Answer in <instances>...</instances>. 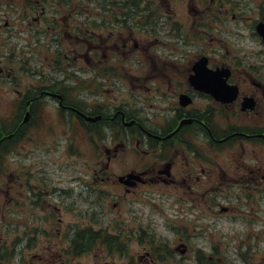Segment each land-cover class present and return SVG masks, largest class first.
<instances>
[{
	"label": "flooded vegetation",
	"instance_id": "obj_1",
	"mask_svg": "<svg viewBox=\"0 0 264 264\" xmlns=\"http://www.w3.org/2000/svg\"><path fill=\"white\" fill-rule=\"evenodd\" d=\"M234 1L240 2L0 0V180H3L0 181V194L9 196L7 202L10 203L14 194L21 193L20 189H25L28 183L21 163L26 153L33 152L26 148L28 131L33 130L34 135L44 137L42 144L49 142L48 146H56L57 135L53 130L58 127L79 128L87 135L90 130H98L101 139L100 131H111V140L108 145H103L104 154L97 162L98 170L92 174L100 189L103 185L115 186L116 192L111 195L124 205L139 190L161 185L178 190L192 205L205 199L207 194L227 193L239 197L264 193V75H234L231 68L228 81L238 86V95L230 102H220L191 83V65L198 54L181 68L174 59L162 58L153 52L156 45L153 41L162 39L155 35L156 28L167 25V31H177V43L180 44L186 39L182 37V28L185 33H191L204 14H229L227 3ZM177 4H184L188 11L184 27V17L175 20L176 14H164ZM11 7L16 14H10ZM230 7L235 18L237 12L232 5ZM150 8L157 9L158 14ZM17 32L21 33L18 39L22 43L19 44H15L14 39ZM25 50L36 54L39 63L30 64ZM43 51L49 54L40 56ZM157 56L161 65L178 73L153 74L151 70L157 68ZM75 59L87 67H101L103 75L112 69L118 80L127 77L136 82L142 75H127L130 71L122 69L125 67L123 62L130 69L149 62L150 71L145 79L154 85L152 88L137 87L144 88L146 96L135 94L115 100L109 107L96 105V108L84 100L86 94L82 95V90L74 91L78 84L88 82L73 76ZM117 70L122 73L120 76ZM27 72L36 74L33 81H26ZM85 91H88L87 87ZM102 91L99 87L94 88L95 93ZM244 97H252V109H241ZM50 101L54 104L52 123H42L45 104ZM144 109L150 110L146 117H143ZM26 111H29L28 120H25ZM80 112L99 114L100 118L87 120ZM116 128L124 131L125 139L116 140L112 135ZM133 141L134 145L131 144ZM221 145L232 147L223 162H219L217 156ZM127 146L131 154L144 153L142 160L134 162L136 156H133L128 165L116 171L119 161L127 158L124 156ZM129 172H135L136 176L119 179ZM55 184L50 178L43 177L31 188V200L58 209ZM211 200L214 198L210 197L206 202ZM214 204L219 206L218 212L234 209L231 203L221 205L216 200ZM130 237L112 234L110 239L130 243ZM75 238L73 233L65 235V251H57V245L49 238L40 241L38 251H22L20 259H32L29 264H89L85 263V258L94 252L96 261L91 264H135L130 251L120 252L113 247L106 251L105 245L100 244L97 251L85 250L89 247L88 235L80 237L81 250H75ZM96 238L103 239L104 236ZM127 248L128 244H125L124 250ZM134 252L136 258L147 259L143 264H158L152 251L144 248L142 253L140 249ZM117 253L122 255L123 262L113 260ZM106 256L110 261H101ZM0 264H9L8 257L3 255Z\"/></svg>",
	"mask_w": 264,
	"mask_h": 264
},
{
	"label": "rangeland",
	"instance_id": "obj_2",
	"mask_svg": "<svg viewBox=\"0 0 264 264\" xmlns=\"http://www.w3.org/2000/svg\"><path fill=\"white\" fill-rule=\"evenodd\" d=\"M232 6L237 12V18H233L230 11L229 14L219 13L216 21H209L207 26L194 30L195 33L187 31L186 34L182 28V37H189L186 45L177 43V31L176 33L167 31L169 26L156 28L155 35L165 38L159 42L153 41L156 42L154 44H161V47H154V54L174 59L182 68L192 55L206 53L213 63L233 64L235 75L243 74L245 71L264 75V45L253 28V21L264 17V0H241L237 6ZM11 9V12H15L13 7ZM170 12L176 14L175 20L179 16L185 18L188 14L184 4H179ZM185 20L186 18H182L183 27ZM18 35L21 33L17 32L14 35L15 44L22 43ZM180 48H183L180 55H172V50ZM48 54L49 52L43 51L40 56ZM26 55L30 58V64L39 63L38 56L33 52ZM76 55L80 56V53ZM159 60L160 57H155L157 68L151 70L153 74L178 73L167 65H161ZM123 63L125 67L122 69L130 71L126 73L127 75H142L140 81L136 82L127 77L118 80V77L113 76L112 69H108L103 75L101 67H87V64L75 59L72 68L79 71L72 69L73 76L88 82L85 84L87 86L78 84L74 91L82 90V95L86 94L84 100L96 108L109 107L113 101L123 100L124 97H132L135 94L142 96L143 93L146 96V90L137 87L140 85L152 88L154 85L149 79H145L150 71L149 62H143L131 69L127 63ZM38 68L40 69V66ZM117 72L118 76L122 74L119 70ZM67 73H70V70ZM35 75L26 73V81H33ZM85 87L88 91H85ZM95 87L103 91L95 93ZM108 90L110 93H107ZM147 111L150 112L144 109L143 117L147 116ZM43 113L45 115L41 122L52 123L54 116L52 101L45 104ZM53 133L57 135V144L48 146L49 142L42 144L45 141L44 137L36 136L33 130H29L25 143L27 150L33 152L26 153L21 163L28 182L24 186L27 191L28 187L34 188V184H39L43 177L55 181L56 188L69 189L60 192L63 199L60 216L62 221L57 219L59 216L55 215L53 209L31 203L24 188L20 189L21 193L14 194V200L10 203L6 202L5 195L0 194V251L4 250L6 257L9 256V264H29L32 259H20V252H36L39 250L40 241L45 242L48 238L53 245H57V251H65V233L72 234L74 228L81 226L87 228L88 225L94 229L109 226L111 232H115L114 226H125L122 233L131 236L126 251H130L135 264L147 261L146 258H136L134 252L140 249L142 253L144 241L140 242V236L141 239L145 238L143 231L154 235L155 242L152 243L153 248L150 247V250L153 251L156 247L162 249H157L158 264H200L198 256H201L199 257L202 260L201 264H264V193L243 194L239 197L227 193L215 194V200L222 204L231 203L234 208L228 213H217V206L212 202H206L209 194L195 207H190L189 202L184 200L178 190L160 187L148 193L139 190L134 198L130 197L134 201L120 209L113 204L115 195L111 196V192H116V187L103 185L100 189L101 186L96 185L92 174L98 170L97 162L100 155L104 154L103 145H108L111 140L109 136L111 131H102L100 135L103 139L95 134L93 140L86 139L79 128L71 130L58 127ZM112 135L116 136V140L125 139L124 131L120 128H116ZM131 144L134 145V141ZM124 149L126 151L124 156L127 158L119 161L116 171L128 165L133 156H136L134 162L142 160L141 154L144 153L138 151L131 154L129 146ZM220 149L217 150L218 161L223 162L226 159L224 156L232 147L224 146ZM106 188L108 192L105 191ZM67 226L70 229L66 232ZM189 234L192 235L189 239L184 237ZM182 243L186 246L184 252L178 249ZM99 249L100 247H96L93 250ZM164 250L167 255H164ZM113 258L118 263L123 261V257L118 254H114ZM104 260L110 261V258L106 256L101 261ZM94 261H96L94 252L85 258V263L91 264Z\"/></svg>",
	"mask_w": 264,
	"mask_h": 264
},
{
	"label": "water",
	"instance_id": "obj_3",
	"mask_svg": "<svg viewBox=\"0 0 264 264\" xmlns=\"http://www.w3.org/2000/svg\"><path fill=\"white\" fill-rule=\"evenodd\" d=\"M257 30L262 35V37L264 39V21H261V22H259L257 24ZM205 62L206 61L204 59H201V60L197 61V63L194 66L196 74L197 75H201V76L218 75L219 78H221L218 81V88H217L218 94H222V93L227 92L228 87L225 85V79L223 77L224 76L225 77L228 76L229 71L227 69H223V70L217 69L215 71L209 70V69L206 68ZM205 83H206L205 81H198V84H199L200 88L206 89L208 91H213V92L216 91L215 89L214 90H210V88L204 87L203 84H205ZM214 93H216V92H214ZM231 94L234 95L235 92H232Z\"/></svg>",
	"mask_w": 264,
	"mask_h": 264
}]
</instances>
